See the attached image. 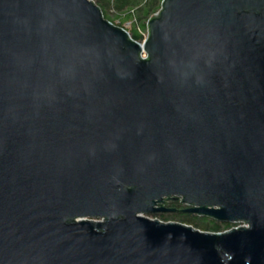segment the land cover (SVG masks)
Returning a JSON list of instances; mask_svg holds the SVG:
<instances>
[{"label":"water","instance_id":"water-1","mask_svg":"<svg viewBox=\"0 0 264 264\" xmlns=\"http://www.w3.org/2000/svg\"><path fill=\"white\" fill-rule=\"evenodd\" d=\"M145 31L0 0V264H264V0H161Z\"/></svg>","mask_w":264,"mask_h":264},{"label":"trees","instance_id":"trees-1","mask_svg":"<svg viewBox=\"0 0 264 264\" xmlns=\"http://www.w3.org/2000/svg\"><path fill=\"white\" fill-rule=\"evenodd\" d=\"M96 5L103 19L112 24L123 27L130 25V29H125L129 37L140 42V32L145 30L146 20L158 9L160 0H91ZM166 208L185 210L186 207L175 200L166 205ZM162 222L173 221L189 225L195 229L206 232H223L236 227L233 223H220L209 218L200 217L180 211L157 213L152 216Z\"/></svg>","mask_w":264,"mask_h":264},{"label":"built area","instance_id":"built-area-1","mask_svg":"<svg viewBox=\"0 0 264 264\" xmlns=\"http://www.w3.org/2000/svg\"><path fill=\"white\" fill-rule=\"evenodd\" d=\"M161 1V0H160ZM160 3V2H159ZM158 10H159V7H158V9L151 15V16H153V15H156L157 13H158ZM140 37H141V40H140V42H138V43H141L142 41H144V39L146 38V31L144 30V31H141L140 32ZM145 55L143 54V53H141L140 54V57H144ZM242 226H244V225H242ZM232 228H237V227H232Z\"/></svg>","mask_w":264,"mask_h":264},{"label":"rangeland","instance_id":"rangeland-1","mask_svg":"<svg viewBox=\"0 0 264 264\" xmlns=\"http://www.w3.org/2000/svg\"><path fill=\"white\" fill-rule=\"evenodd\" d=\"M123 28H125V29H130V25H128V24H124L123 25ZM148 218H150V219H154L152 216H147ZM243 224H237V226L236 227H238V226H242Z\"/></svg>","mask_w":264,"mask_h":264},{"label":"flooded vegetation","instance_id":"flooded-vegetation-1","mask_svg":"<svg viewBox=\"0 0 264 264\" xmlns=\"http://www.w3.org/2000/svg\"><path fill=\"white\" fill-rule=\"evenodd\" d=\"M174 200H163L162 203H161V206L165 207L166 208V205H169L170 202H172ZM172 209V208H171ZM173 212V211H172ZM168 213V212H167Z\"/></svg>","mask_w":264,"mask_h":264}]
</instances>
